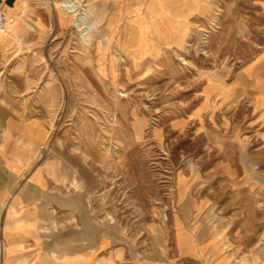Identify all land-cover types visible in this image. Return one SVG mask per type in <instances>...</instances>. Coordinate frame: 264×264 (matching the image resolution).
Segmentation results:
<instances>
[{
	"label": "rangeland",
	"instance_id": "obj_1",
	"mask_svg": "<svg viewBox=\"0 0 264 264\" xmlns=\"http://www.w3.org/2000/svg\"><path fill=\"white\" fill-rule=\"evenodd\" d=\"M262 3L222 0L212 21L178 43L165 39L185 38L178 19L194 3L152 9L132 34L90 1L81 0L94 10L90 35L62 0L11 9L0 31V107L45 117L47 147L98 150L84 155L102 188L88 197L83 227L100 234L84 243L109 237L123 253L165 261L175 213L199 211L224 227L253 205L264 244V100L243 69L264 55Z\"/></svg>",
	"mask_w": 264,
	"mask_h": 264
},
{
	"label": "crops",
	"instance_id": "obj_2",
	"mask_svg": "<svg viewBox=\"0 0 264 264\" xmlns=\"http://www.w3.org/2000/svg\"><path fill=\"white\" fill-rule=\"evenodd\" d=\"M33 1L4 0V10L10 14L16 6L22 9ZM82 1L96 3L109 26L128 31L137 27L135 18L149 21L152 9L194 3L178 19L186 26L181 35L185 38L165 39L170 43L184 42L191 30L212 21L222 7V0ZM165 16L161 17L175 19ZM263 60L264 55L261 59L257 55L243 67L258 100H264ZM48 131L45 117L20 116L0 107V264H264V244L259 242L262 218L253 205L236 212L224 227L207 225L199 211L175 213L174 244L165 261L123 253L125 248L112 245L109 237L84 243V234H100L98 228L83 227L92 217L88 197L102 188L98 164L87 162L84 155L97 156L98 150L50 143L47 151ZM99 250L107 254L100 255Z\"/></svg>",
	"mask_w": 264,
	"mask_h": 264
},
{
	"label": "bare ground",
	"instance_id": "obj_3",
	"mask_svg": "<svg viewBox=\"0 0 264 264\" xmlns=\"http://www.w3.org/2000/svg\"><path fill=\"white\" fill-rule=\"evenodd\" d=\"M62 3L66 7V9L68 11H70V12H76V17H77L76 18V20H77L76 23H77V25L81 28L82 34L88 35L92 31V29L94 27V23H92V22H89L88 23L87 19L91 16V13L94 10L91 7H90V9H88L86 7H82L81 6V1H79V0H65V1L62 0ZM10 16L11 15H9V18L11 20V17ZM10 20H9V22H10ZM0 31H3V30H0ZM87 39H88L87 41H89L90 38L87 37Z\"/></svg>",
	"mask_w": 264,
	"mask_h": 264
},
{
	"label": "built area",
	"instance_id": "obj_4",
	"mask_svg": "<svg viewBox=\"0 0 264 264\" xmlns=\"http://www.w3.org/2000/svg\"><path fill=\"white\" fill-rule=\"evenodd\" d=\"M9 15L4 10V0H0V30H5L8 27ZM46 150H50V147H47Z\"/></svg>",
	"mask_w": 264,
	"mask_h": 264
}]
</instances>
